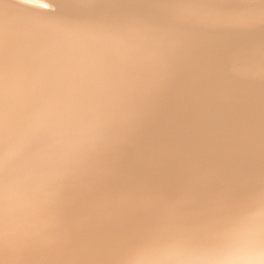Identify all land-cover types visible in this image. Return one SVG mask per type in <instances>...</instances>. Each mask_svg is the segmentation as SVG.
Here are the masks:
<instances>
[{
  "label": "bare ground",
  "instance_id": "obj_1",
  "mask_svg": "<svg viewBox=\"0 0 264 264\" xmlns=\"http://www.w3.org/2000/svg\"><path fill=\"white\" fill-rule=\"evenodd\" d=\"M262 199L264 0H0V264H264Z\"/></svg>",
  "mask_w": 264,
  "mask_h": 264
},
{
  "label": "snow or ice",
  "instance_id": "obj_2",
  "mask_svg": "<svg viewBox=\"0 0 264 264\" xmlns=\"http://www.w3.org/2000/svg\"><path fill=\"white\" fill-rule=\"evenodd\" d=\"M249 211L252 214L255 213V209H250ZM260 214H261V217L264 218V199H262L261 208H260Z\"/></svg>",
  "mask_w": 264,
  "mask_h": 264
}]
</instances>
